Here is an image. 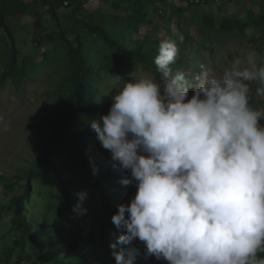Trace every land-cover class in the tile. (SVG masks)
Here are the masks:
<instances>
[{
  "label": "rangeland",
  "instance_id": "374dc122",
  "mask_svg": "<svg viewBox=\"0 0 264 264\" xmlns=\"http://www.w3.org/2000/svg\"><path fill=\"white\" fill-rule=\"evenodd\" d=\"M79 1L80 15L94 12L96 20L114 33L119 34L127 23L122 13L130 10L128 5L119 2L115 8L112 3L116 0ZM145 1L151 20L137 32H127L125 42L148 40L167 50L163 58L180 70L182 86L170 81L168 88L158 87L152 74L140 64L118 60L96 35H87L85 51L95 68V98L113 116L108 121H94V125L88 122L86 138L94 160L107 168L119 166L110 177L118 191L125 194L116 200L119 205L142 212H165L166 195L160 187L176 189L184 179L172 183L158 173L157 189L144 178L141 183L134 180V190L127 185L131 176L139 173L137 164L143 171L150 167L178 180L180 175L172 174L170 161L160 165V160H185L175 168L182 173L188 158L207 159L209 139L190 118L189 111L183 112L184 91L193 90L190 95L195 102L203 93L199 112L213 114V125L222 129L223 138L233 136L234 146L255 138V143L264 147V27H247L245 38L217 29L222 18L253 21L257 14L264 13V0H203L199 6H192L188 0ZM71 9L65 5L58 10L64 25L69 24L62 17H67ZM207 14L213 17L211 27L203 26ZM7 24L25 72L0 86V202L4 205L21 192L18 178L38 158V141L47 135L48 117L67 93L63 79L65 51L57 38L51 37L56 29L48 7L36 2L33 9L27 7L23 13L7 18ZM67 36L74 38L71 33ZM7 43L8 34L0 28V75L8 57ZM178 95L182 97L179 106L175 103ZM258 178L264 179L262 167ZM216 190L210 187L211 192ZM43 191L40 183L30 181L26 206L31 214L39 216ZM79 208L90 215L81 222L94 221L95 210L89 211L84 202ZM8 220L9 214L0 221V251L11 236Z\"/></svg>",
  "mask_w": 264,
  "mask_h": 264
},
{
  "label": "trees",
  "instance_id": "16d2710c",
  "mask_svg": "<svg viewBox=\"0 0 264 264\" xmlns=\"http://www.w3.org/2000/svg\"><path fill=\"white\" fill-rule=\"evenodd\" d=\"M76 1L78 0H0V28L8 34V57L3 63L0 86H3L7 79H14L25 72V67L19 64L7 18L23 13L27 7L33 9L35 3L40 2L48 7L54 22L56 31L51 37H56L65 51L63 79L67 90L61 105L48 117V123L45 124L47 135L39 138L38 158L30 168L23 169L21 177L18 178V181L22 182L21 192L14 194L7 205L0 202V221L3 216L9 214L11 234L5 249L0 251V261L6 264H110L115 248H122L128 242L123 232L117 231L116 226L123 214L121 208L116 205V200L125 194L118 191L110 179L113 171H117L119 166L107 168L94 160L89 153L86 138L88 126L94 125V121H108L113 115L96 101L92 83L95 68L85 51V37L96 35L109 50L116 53L118 60L140 64L152 74L158 87L168 88L170 81L182 86L179 82L180 70L172 65L169 59L163 58L167 55V50L148 40L133 44L125 42L127 32H137L142 24L150 22V7L147 1L116 0L117 2L112 3L115 8L119 6V2L130 6V10H124L122 13L127 23L119 34L97 21L94 12L80 15L82 3ZM65 5L72 7L69 15L62 17L68 26L62 23L58 12ZM71 13L73 20L70 18ZM116 19L118 20L119 16ZM205 24L209 27L213 25L211 14L205 15L203 26ZM250 26L263 28L264 13L257 14L253 21L222 18L217 29L245 38V29ZM70 33L73 39L68 38ZM174 44H177L176 40ZM180 47L184 45L180 44ZM184 92L183 112L189 111L190 118L209 139L207 159H189V166L195 173L207 170L214 172L215 179L229 181V187L225 183V187L217 191L216 199L219 201L223 199L228 203L231 192H236L243 180L247 186L251 184L256 191L258 197L254 200L264 201V190H261L254 180L260 167L264 171V147L257 145L255 138H248L247 145L242 143L239 147L234 146V137L223 138L222 129L213 125V114L199 112L203 93L195 102L190 95L193 90ZM259 119L263 121L261 116ZM228 154H233L237 160H230ZM233 163H237V167L241 168L233 166ZM139 169L137 167V170ZM139 176L140 173L131 176L127 185L129 189H136L134 180L140 181ZM31 180L40 183L44 189L40 193L39 216L31 214L26 206L29 202L27 193ZM34 188L39 189L37 186ZM224 189L228 192L225 197ZM81 202L87 205L89 211H96L94 221L81 222L82 218L90 216L79 208ZM236 210H240L239 215L247 216L250 215L251 207L248 202H243L234 209ZM229 222V218L224 220L225 224ZM113 239L118 242L112 244ZM119 241L122 245H119ZM245 255L255 259L249 253ZM257 263L262 264L259 260Z\"/></svg>",
  "mask_w": 264,
  "mask_h": 264
},
{
  "label": "clouds",
  "instance_id": "9594fccd",
  "mask_svg": "<svg viewBox=\"0 0 264 264\" xmlns=\"http://www.w3.org/2000/svg\"><path fill=\"white\" fill-rule=\"evenodd\" d=\"M228 155L230 160H237L233 154ZM169 161L172 174L180 175V179L175 180L150 167L143 171L137 164L140 183L144 178L154 189H157L158 173L172 183L184 181L176 189L168 185L160 187L166 195L165 212H142L116 202L123 211L117 231L123 232L128 242L122 248H115L110 264H258V260L264 264V201L254 200L257 193L251 184L247 186L245 180L241 181V187L231 192L228 203L223 199L219 201L217 191L225 187V183L229 187L228 180H217L214 172L207 170L195 173L189 166L190 161L182 173L175 168L185 160L173 163L171 158L165 157L159 164ZM232 165L237 167V163ZM258 174L254 180L264 190V179L258 178ZM211 186L217 190L211 192ZM224 191L223 197L228 194L227 189ZM243 202L250 205V215L234 211ZM221 203H225V207L221 208ZM227 218L230 222L225 224ZM117 242V239L112 240V244ZM119 245H122L120 241Z\"/></svg>",
  "mask_w": 264,
  "mask_h": 264
},
{
  "label": "built area",
  "instance_id": "2783aa9c",
  "mask_svg": "<svg viewBox=\"0 0 264 264\" xmlns=\"http://www.w3.org/2000/svg\"><path fill=\"white\" fill-rule=\"evenodd\" d=\"M218 0H214V2H217ZM190 4H201L203 0H189ZM67 2H65L66 4Z\"/></svg>",
  "mask_w": 264,
  "mask_h": 264
},
{
  "label": "bare ground",
  "instance_id": "6f19581e",
  "mask_svg": "<svg viewBox=\"0 0 264 264\" xmlns=\"http://www.w3.org/2000/svg\"><path fill=\"white\" fill-rule=\"evenodd\" d=\"M181 96L180 95H178V97L175 99V103L179 106L180 105V103H181Z\"/></svg>",
  "mask_w": 264,
  "mask_h": 264
}]
</instances>
